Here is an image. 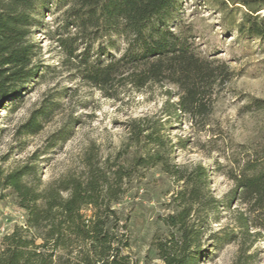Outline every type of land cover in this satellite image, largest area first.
Masks as SVG:
<instances>
[{"label": "rangeland", "instance_id": "rangeland-1", "mask_svg": "<svg viewBox=\"0 0 264 264\" xmlns=\"http://www.w3.org/2000/svg\"><path fill=\"white\" fill-rule=\"evenodd\" d=\"M64 2H37L33 39L41 47L45 66L15 104L0 108V167L8 172L30 163L35 170L29 181L45 187L82 174L88 160L128 165L136 147L128 144L127 125L147 116L159 126L174 162L202 163L209 170L212 201L208 212L197 219L202 230L190 247L196 264H264L261 212L251 209L234 179L242 172L251 174L250 167L264 160V37L249 31L245 17L252 8L257 20H264V0H254L250 6L241 0L181 2L175 24L193 35L198 52L226 61L233 71L231 79L217 88L213 112L204 126L202 120L195 125L183 112H175L174 84H151L142 90L125 87L118 97H108L82 81L63 63L52 35ZM41 109L47 110L44 116H39ZM34 114L41 125L26 132L23 125ZM133 171L115 204L128 226L130 247L125 253L135 264H165L156 244L172 231L164 218L177 210L172 199L181 183L160 164ZM16 201L9 188L0 191V251L5 235L26 223L27 211Z\"/></svg>", "mask_w": 264, "mask_h": 264}, {"label": "trees", "instance_id": "trees-1", "mask_svg": "<svg viewBox=\"0 0 264 264\" xmlns=\"http://www.w3.org/2000/svg\"><path fill=\"white\" fill-rule=\"evenodd\" d=\"M38 1L0 0V108L15 104L45 66L41 47L33 39ZM253 1L241 3L250 6ZM181 2L65 0L52 35L63 63L105 96L118 97L125 87L142 90L151 84H174L175 112H183L195 125L202 120L204 126L217 88L231 79L233 71L226 61L198 52L193 35L175 24ZM251 11L245 15L249 31L263 38L264 20H257V10ZM46 112L41 109L39 116ZM150 123L146 116L127 125L128 144L136 147L128 165L88 160L82 174L45 187L29 181L35 170L30 163L8 172L0 167V191L9 188L17 205L27 211L26 223L5 235L0 264H135L125 253L130 247L128 226L115 204L126 192L125 180L133 169L155 164L181 183L172 199L177 210L164 218L172 231L156 244L159 256L165 264H196L190 247L202 230L197 219L212 201L209 170L202 163L174 162L159 126ZM40 125L34 114L23 127L35 132ZM250 169L251 174L242 172L234 179L251 209L261 212L264 226V160Z\"/></svg>", "mask_w": 264, "mask_h": 264}]
</instances>
